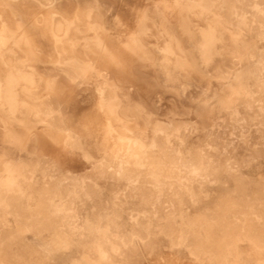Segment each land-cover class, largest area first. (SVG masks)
I'll return each instance as SVG.
<instances>
[{"label": "rangeland", "instance_id": "rangeland-1", "mask_svg": "<svg viewBox=\"0 0 264 264\" xmlns=\"http://www.w3.org/2000/svg\"><path fill=\"white\" fill-rule=\"evenodd\" d=\"M263 50L264 0H0V264H264Z\"/></svg>", "mask_w": 264, "mask_h": 264}, {"label": "bare ground", "instance_id": "bare-ground-1", "mask_svg": "<svg viewBox=\"0 0 264 264\" xmlns=\"http://www.w3.org/2000/svg\"><path fill=\"white\" fill-rule=\"evenodd\" d=\"M44 6V5H43ZM244 8V7H243ZM264 51V50H263ZM17 55V54H16ZM259 62H260V60H259ZM37 116V115H36ZM18 157V156H17ZM12 159V158H11ZM144 189V188H143ZM131 192V191H130ZM148 195V194H147ZM16 197V196H15ZM141 197V196H140ZM10 201V200H9ZM15 205H17V204H15ZM13 207V206H12ZM19 210V209H18ZM19 212V211H18ZM163 219V218H162Z\"/></svg>", "mask_w": 264, "mask_h": 264}]
</instances>
